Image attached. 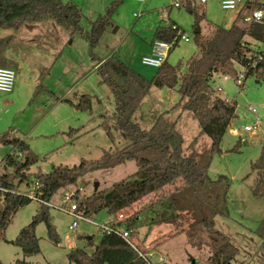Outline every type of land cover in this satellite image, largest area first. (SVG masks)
Here are the masks:
<instances>
[{"label":"rangeland","instance_id":"rangeland-1","mask_svg":"<svg viewBox=\"0 0 264 264\" xmlns=\"http://www.w3.org/2000/svg\"><path fill=\"white\" fill-rule=\"evenodd\" d=\"M62 1H70L80 9V26L86 31L90 27L89 21L96 19L98 13H104L112 0ZM202 13L197 26L204 37H209L215 26L228 28L234 22L243 25L236 19L238 10H223L219 0H207L199 11ZM169 20L177 23L189 38L187 42L175 44L167 59L171 65L180 62V72H183L187 60L199 53L194 33L197 26L194 15L185 9L170 8L167 0H145L143 3L123 0L93 50L95 60L91 59L89 44L80 32L58 25L52 19L41 21L35 28L34 33L41 35L38 36V47L28 48L20 43L25 40L24 35H28L25 27H20L17 40L12 39L11 51L4 52L5 62L0 64V67L15 72L12 91L0 92V136L8 133L9 138L24 140L29 145L28 154L37 158L28 171L29 183H22L19 190L30 187L36 174L49 172L59 165L71 167L81 159H98L102 150L115 151L129 143L126 135L113 127L114 97L110 88L100 81L97 64L114 55L133 70L152 78L158 68L143 65L141 58L149 53V42L156 27ZM49 22L54 25L50 27ZM12 33L3 29L0 37ZM245 40L252 49L260 46L253 39L246 37ZM15 55H18V61ZM243 70L240 64H235L236 75L216 74L211 81L213 89L218 85L222 88V91L214 90L216 95L235 103L236 116L221 140V152L211 155L207 173L212 180L224 176L229 185L225 198L227 214L214 217L215 229L228 236L238 249L228 264H264V248L256 233L264 219V198L253 195L260 172L251 168L264 143V79L250 75L238 84L237 76ZM86 98L90 108H79L78 104H83ZM180 98L177 86H152L135 111L133 121L142 129H149L158 115L164 113L165 119L174 124L183 138V152H195L197 159L202 161L209 155L211 140L206 134L199 133L197 120L182 109L184 100L180 101ZM248 107L257 111L260 125L255 132L243 130L244 125H250L254 120ZM103 120L111 126L113 140L101 126ZM231 128H236L238 134H232ZM13 153L16 150L10 143L0 142V174L12 171L10 167L5 169L2 163L7 154ZM24 156L25 153L19 154L18 158ZM136 169L135 163L128 161L114 168L88 173L75 185L58 190L46 211L59 242L55 244L48 239L44 222L37 223L35 235L40 248L37 254L24 255L10 241L42 209L41 204L32 200L19 207L0 236V262L14 264L16 259H21L27 264H74L67 258L72 248L84 247L87 252H92L94 245H87L84 237H92L96 244L101 232L85 221H80L75 230H69L72 217L59 208L62 195L79 189L77 197L85 199L95 191L110 188ZM96 182L99 183L97 189ZM173 189L165 187L162 192L148 195L124 211L128 216L138 214L135 229L138 247L152 253V260L161 259V264H211L209 257L219 240L200 224L201 213L191 206V202L196 203L194 196H178ZM210 193L215 200L217 192ZM73 201L77 202L76 198L68 200L67 205ZM90 217L91 221L101 223L111 220L113 214L102 209Z\"/></svg>","mask_w":264,"mask_h":264},{"label":"trees","instance_id":"trees-1","mask_svg":"<svg viewBox=\"0 0 264 264\" xmlns=\"http://www.w3.org/2000/svg\"><path fill=\"white\" fill-rule=\"evenodd\" d=\"M123 0H112L104 13L99 14L90 22L88 30L83 31L80 26L82 14L80 9L71 2L62 0H0V30L7 29L16 32L23 24L52 19L56 24L73 31L80 32L89 44V54L95 60L94 48L97 46L102 34L110 24L112 15L122 4ZM246 7L237 14L240 21ZM194 15L195 26L198 25L202 14L199 10L186 9ZM238 25L236 22L228 28L215 26L209 37L200 32L195 33V43L198 55L187 60L186 69L180 72L181 63L171 65L167 60L158 68L155 75L148 79L129 66L125 65L114 55L98 62L97 73L100 81L106 84L114 97L113 127L122 131L129 143L121 149L102 150L98 159H81L77 165L71 167L56 166L49 172L35 175V179L42 182V198L49 202L51 197L60 189L75 185L80 177L88 173L114 168L120 164L132 161L136 171L126 178L114 183L110 188L93 192L87 198H78L79 190L75 191L78 209L91 218L90 215L106 209L115 215L119 211L130 209L132 205L144 197L162 192L165 187H174L173 193L178 196L192 194L201 215L200 224L219 243L213 248L209 257L211 264H228L237 254V247L229 237L214 227V217L218 214H227L226 194L228 183L224 176L217 179L209 178L207 170L211 155L221 152L220 143L231 121L236 116V105L216 95L211 81L216 74L236 75L235 64L244 69L245 78L252 75L258 80L264 79V24L251 22ZM176 30L171 23L158 26L153 34L154 38L172 41ZM248 37L259 43L257 49H252ZM12 35L0 37V64L4 60V52L10 46ZM258 53L262 54L261 59ZM248 56L255 60L253 68L247 67ZM177 86L180 94L182 109L192 114L200 127V134H206L210 140L209 155L204 160L197 159V154H185L182 150L183 138L176 131L174 124L169 123L164 113L156 118L149 129H142L133 121V115L143 98L152 87ZM215 93V94H214ZM79 108L89 109V99L86 98ZM107 136L113 140L111 126L103 120L101 123ZM0 142L10 143L16 153L7 154L3 160V167H10L11 172L0 174V236L7 227L11 215L21 206L32 201L27 196L18 193V186L29 183L28 171L37 158L28 154L29 145L19 138H9L8 133L0 136ZM237 145V144H236ZM25 156L18 158L19 154ZM252 170H258L260 177L253 187L255 197L264 198V143L260 147L258 159L252 163ZM225 182V183H224ZM180 184V186H178ZM217 192L215 200L210 192ZM206 194V196L203 195ZM45 206L31 219L30 223L22 227L12 241L24 255L37 254L40 251L39 239L35 235V225L44 222L47 236L50 241L58 244L59 238L54 225L50 222ZM128 216L126 228L135 236L136 218ZM261 238L264 248V219L256 232ZM87 245H94L92 252L85 248L75 247L67 253L69 262L74 264H144V261L119 235L114 233H101L100 239L94 244L92 237L86 240ZM0 264H2L0 262ZM14 264H27L24 260L16 259Z\"/></svg>","mask_w":264,"mask_h":264},{"label":"built area","instance_id":"built-area-1","mask_svg":"<svg viewBox=\"0 0 264 264\" xmlns=\"http://www.w3.org/2000/svg\"><path fill=\"white\" fill-rule=\"evenodd\" d=\"M130 1L143 3L145 0ZM167 2L170 8L185 10L189 8L200 11L206 4L207 0H167ZM219 4L223 10H238V13L241 12L246 7V5H248L249 7L243 12L240 22L244 24L251 22L264 24V0H219ZM134 16L138 17L137 14H134ZM169 22L171 23V28L176 30V36L172 41L153 38L150 42L149 53L142 56L141 58V63L143 65L159 68L167 60L170 51L175 44H177L179 41H189V38L179 25L170 20L168 23ZM259 49L264 50V45H261ZM261 57L262 54L258 53V58L261 59ZM247 58V67L253 68L256 64V61H249L251 60L250 56ZM244 71L245 69L237 76L238 84L241 83L242 78L245 79ZM14 78L15 72L13 69L0 67V92H11L13 89ZM214 90L218 92L222 91V88L218 85ZM248 112L253 116L254 120L252 124L244 125L243 130L246 132H255L258 130L260 125L256 115L257 111L253 107H248ZM230 131L232 134H238L236 128H231ZM43 186L44 184L42 182L34 179L30 187H26L25 190H18V193L27 196L31 200H35L40 204L50 206L49 202L42 198ZM76 190L79 189H75L72 193L65 192L62 195V203L59 206V208L65 210L66 213L72 217V221L68 225L69 230H75L80 221L88 222L93 224L101 233H114L119 235L135 252H137L139 257L144 261V264H161V259L159 261L152 260V253L142 251L138 247V240L136 236L132 235L131 231L126 228L128 215H125L124 211H119L113 215V218L108 222L97 223L91 221L89 217L83 214L82 210L78 209L77 202L73 201L68 206L67 201L70 199L74 200Z\"/></svg>","mask_w":264,"mask_h":264},{"label":"crops","instance_id":"crops-1","mask_svg":"<svg viewBox=\"0 0 264 264\" xmlns=\"http://www.w3.org/2000/svg\"><path fill=\"white\" fill-rule=\"evenodd\" d=\"M70 2V1H69ZM72 3V2H71ZM108 6V5H107ZM99 14H102V13H98V15ZM97 15V16H98ZM44 21H46V20H44ZM92 21V20H91ZM91 21H89V22H91ZM171 21V20H170ZM40 22L41 21H38V22H34V23H29V24H23L21 27H25L24 29L28 32V35L26 36V35H24V39L25 40H23L22 42H20V43H22V44H24V45H28V48L30 47V46H32V47H38V42H39V39H38V36L39 35H36L35 33H34V31H35V28L36 27H39L40 26ZM172 22H174V21H172ZM49 23H51V24H49V26L50 27H52V25H54L53 24V22H49ZM175 23V22H174ZM168 24V22H166V23H161L160 25H158V26H161V25H167ZM177 24V23H176ZM42 25V24H41ZM178 25V24H177ZM43 26V25H42ZM46 26V25H45ZM157 26V27H158ZM156 27V28H157ZM20 29V28H19ZM18 29V30H19ZM200 29V28H199ZM18 30L16 31V32H13L11 35H12V39H14L15 41L17 40V38H16V33L18 32ZM155 31V30H154ZM199 32H201V30H199ZM154 34V33H153ZM39 37H41V35L39 36ZM154 38V37H153ZM11 42H12V40H11ZM150 42H151V40H150ZM150 42H149V47H150ZM10 47V46H9ZM9 47L7 48V50H6V52H8V51H11L10 49H9ZM5 52V53H6ZM16 56V60L18 61L19 60V57H18V55H15ZM169 57V56H168ZM168 59V58H167ZM102 60H104V59H102ZM14 64H16L15 62H14ZM98 65V64H97ZM142 75V74H141ZM147 78V77H146ZM244 145H247L246 143H244ZM90 224V223H89ZM91 225H93V224H91ZM92 227H94V228H96L94 225L92 226ZM85 239H86V236L84 237ZM87 240V239H86ZM84 248V247H83Z\"/></svg>","mask_w":264,"mask_h":264},{"label":"water","instance_id":"water-1","mask_svg":"<svg viewBox=\"0 0 264 264\" xmlns=\"http://www.w3.org/2000/svg\"><path fill=\"white\" fill-rule=\"evenodd\" d=\"M199 30H200V29H199V27L197 26V27H196V29H195V31H194V33H198V32H199ZM98 186H99V183H98V182H96V183H95V189H97V188H98ZM90 238H91L90 236H87V237H86V239H90Z\"/></svg>","mask_w":264,"mask_h":264}]
</instances>
